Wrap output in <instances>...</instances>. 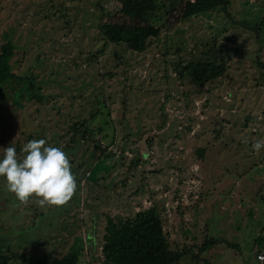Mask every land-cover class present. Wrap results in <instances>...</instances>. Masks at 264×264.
<instances>
[{
	"label": "rangeland",
	"instance_id": "obj_1",
	"mask_svg": "<svg viewBox=\"0 0 264 264\" xmlns=\"http://www.w3.org/2000/svg\"><path fill=\"white\" fill-rule=\"evenodd\" d=\"M184 1L159 6L150 20L161 34L137 53L98 34L101 20L119 19L113 0H0V45L15 46L18 75L0 88V158L45 139L68 155L78 185L66 206L41 208L20 205L0 178V253L77 251L101 264L106 216L156 203L170 247L189 252L176 264H264V149H252L264 138V0L190 17ZM220 56L226 72L202 87L180 71ZM85 119L105 146L98 159L92 143L69 141ZM207 237L225 242L199 252Z\"/></svg>",
	"mask_w": 264,
	"mask_h": 264
},
{
	"label": "trees",
	"instance_id": "obj_2",
	"mask_svg": "<svg viewBox=\"0 0 264 264\" xmlns=\"http://www.w3.org/2000/svg\"><path fill=\"white\" fill-rule=\"evenodd\" d=\"M119 5V19H104L98 24V34L103 40V45L124 44L128 49L137 53L147 49L149 40L160 36L162 28L154 24L150 17L155 14L159 6L164 5L168 11H174L181 5V0H113ZM230 0H185L182 13L186 17L195 16L217 7L226 10ZM228 13V12H226ZM67 17V16H66ZM67 21V19H66ZM15 55V46L11 41L0 45V88L6 84L18 80V75L12 70L10 63ZM181 72L195 87L219 78L227 70V64L223 57L212 59L180 62ZM33 78V77H31ZM31 78L26 80L30 90L34 92L35 84ZM38 99L42 96L36 95ZM58 105V104H57ZM87 119L80 123L71 124L68 133L71 134L70 142L92 143L89 149L92 157L98 159L94 152L105 153V146L95 139L86 128ZM69 146V145H68ZM71 147V146H70ZM89 147V145L87 146ZM143 150L138 152L129 169L135 168L140 162ZM141 154V155H140ZM160 208L153 203L150 207L138 210L132 215L123 218L121 216H106V224L101 243V264H176L181 256L188 251H174L164 231ZM259 244L264 238L258 236ZM225 242L222 238L207 237L199 248V252L205 251L209 246ZM229 245H232L228 243ZM197 255L191 253L193 260H198ZM10 260H20L31 264H84L79 262L77 251H70L62 257L48 256L32 258L20 253H0V264H8ZM206 262V261H205ZM210 264V263H206Z\"/></svg>",
	"mask_w": 264,
	"mask_h": 264
},
{
	"label": "clouds",
	"instance_id": "obj_3",
	"mask_svg": "<svg viewBox=\"0 0 264 264\" xmlns=\"http://www.w3.org/2000/svg\"><path fill=\"white\" fill-rule=\"evenodd\" d=\"M45 139H33L22 147L3 148L0 158V178L7 191L14 194L20 205L34 202L39 207H63L77 191L76 177L68 155L60 147L46 146ZM252 149H264V138L257 139Z\"/></svg>",
	"mask_w": 264,
	"mask_h": 264
},
{
	"label": "built area",
	"instance_id": "obj_4",
	"mask_svg": "<svg viewBox=\"0 0 264 264\" xmlns=\"http://www.w3.org/2000/svg\"><path fill=\"white\" fill-rule=\"evenodd\" d=\"M257 259L264 260V254L258 253Z\"/></svg>",
	"mask_w": 264,
	"mask_h": 264
},
{
	"label": "crops",
	"instance_id": "obj_5",
	"mask_svg": "<svg viewBox=\"0 0 264 264\" xmlns=\"http://www.w3.org/2000/svg\"><path fill=\"white\" fill-rule=\"evenodd\" d=\"M259 253H263L262 251L261 252H259ZM262 262V261H261Z\"/></svg>",
	"mask_w": 264,
	"mask_h": 264
}]
</instances>
